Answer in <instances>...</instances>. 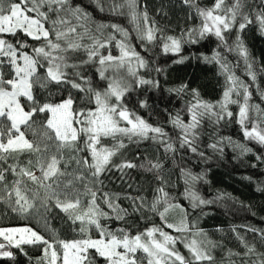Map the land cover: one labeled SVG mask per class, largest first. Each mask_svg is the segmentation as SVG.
<instances>
[{
	"label": "snow or ice",
	"instance_id": "snow-or-ice-1",
	"mask_svg": "<svg viewBox=\"0 0 264 264\" xmlns=\"http://www.w3.org/2000/svg\"><path fill=\"white\" fill-rule=\"evenodd\" d=\"M92 2L101 13L126 18L144 53L154 48L164 55L179 54L185 44L214 37L218 48L243 58L252 83L237 76L221 52L203 57L219 66L222 96L213 103L187 84L168 89L177 95L191 92L185 105L187 122L179 113H169L168 122L178 130L173 139L163 126L128 105L133 92L161 89L152 73L164 71L136 50L133 31L119 22H97L77 0H0V211L39 226H0V260L12 264L19 253L29 264H217L213 252L218 245L166 190L171 181L161 159L145 156L142 162L138 150L148 145L165 156L179 149L205 158L199 144L208 136L213 142L207 147L214 153L222 156L231 146L243 157L252 148L220 134L234 119L243 138L264 149V108L251 102L255 61L241 37L254 22L264 36V0L255 15L248 0H214L210 6L177 0L193 22L178 35L168 34L150 17L141 0ZM159 14L168 15L163 8ZM94 75L103 86L95 83ZM256 91L264 101L258 85ZM137 108L152 112L147 98L138 99ZM256 160L264 162V155ZM133 171L150 173L155 183L139 185ZM180 171L185 177L183 195L193 209L224 198L204 199L194 190L203 175ZM113 172L132 191L107 190L105 179ZM57 221L67 224L71 238L56 227ZM242 227L264 247V230ZM232 231L242 251L229 250V264H236L234 257L239 264H264V251L236 228ZM29 248L39 250L35 260Z\"/></svg>",
	"mask_w": 264,
	"mask_h": 264
},
{
	"label": "trees",
	"instance_id": "trees-1",
	"mask_svg": "<svg viewBox=\"0 0 264 264\" xmlns=\"http://www.w3.org/2000/svg\"><path fill=\"white\" fill-rule=\"evenodd\" d=\"M77 2L92 13L97 22H119L133 31V26L126 18L117 19L109 16L106 12H99L92 0H77ZM141 2L147 4L150 17L155 18L161 27L167 28L168 34L178 35L181 29L191 26L193 23L187 19L185 12L177 5V0H141ZM199 2L201 6H210L214 0H199ZM248 2L254 6L253 15H255L260 0H248ZM161 8L168 13L167 17L159 14ZM241 37L250 57L255 61L254 69L257 71V81L250 89L253 92L251 102L260 104L264 108V101H261L256 91L257 85L261 91H264V72L260 71L261 67H264V36L260 35L259 26L254 22L241 33ZM228 39L231 44L235 39V32L229 35ZM131 43L136 45V50L141 52V55L151 58L164 71L158 75L152 73L160 80L161 89L146 93L141 90L133 92L127 98L128 105L149 119L150 123L163 126L173 139H176L178 130L168 122L169 113L172 115L179 113L182 119L187 122L189 117L185 111V105L191 99V92L177 95L175 92H169L168 89H176L182 84H187L189 89H196L203 100L213 103L222 96L224 77L220 74L219 66L204 62L203 57H211L216 51L221 52L233 66L236 75L245 82L252 83L246 75L243 58L235 51L229 53L218 48V41L214 37L202 40L195 45L185 44L179 54L168 55H164L154 48L148 53H144L139 42L135 40L134 31ZM113 54H117L115 49H113ZM181 57H187V59L183 63H174ZM93 73L94 70L90 72V74ZM93 78L98 86L104 85V82L95 75ZM144 98H147L149 104L152 105L151 114H148L144 109L137 108V100ZM230 107L234 113L238 111L237 106ZM211 130V127L208 126V131L211 132ZM220 134L231 137L236 143L252 148V152L241 157L238 155V150L234 151L231 146H227L221 156L207 147V144L213 142L208 136H203L199 144V150L206 153L205 158L179 149L174 155L165 156L162 150L156 152L154 146L148 145L138 151L141 152L142 162L145 156L149 159H161L164 164V174L171 181L166 186V190L170 192L175 203L181 204L188 210L189 219L195 222L198 228L203 229L208 234V238L218 245L213 252L217 264H229V250L233 253L242 251V245L237 239L236 233L232 231L233 228H236L249 243H255L259 251H264V247L260 246V241L254 238V234L247 232L246 228L242 227L248 226L264 230V192L258 191V188H264V162L256 160L257 155H264V149L243 138L235 119L227 127H222ZM181 168L193 175H203V180L194 183V190L201 197L206 200H214L218 196L224 198L216 203L193 209L189 200L183 195L186 185L185 177L180 171ZM132 177L145 188L149 184L155 183L150 173L133 171ZM105 185L107 190L113 193L123 194L132 191L126 188L119 179V173L116 172L105 179ZM121 203L127 207V201ZM2 207L0 206V208ZM156 222H159L158 218ZM25 224L39 230V226L34 221H27L18 218L15 214H4L0 211V226H23ZM56 227L66 233L68 238H71L72 233L68 231L67 224L57 221ZM178 247L187 254L182 245H178ZM27 251L33 260L39 255L38 249L29 248ZM233 259H236V264H239L238 258L234 257ZM0 264H8V262L0 260ZM12 264H29V260L28 257L17 253L16 260Z\"/></svg>",
	"mask_w": 264,
	"mask_h": 264
}]
</instances>
